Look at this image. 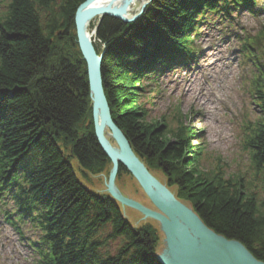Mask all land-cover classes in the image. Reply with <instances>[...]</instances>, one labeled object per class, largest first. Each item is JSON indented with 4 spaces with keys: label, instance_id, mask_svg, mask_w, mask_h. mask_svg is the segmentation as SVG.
<instances>
[{
    "label": "trees",
    "instance_id": "trees-1",
    "mask_svg": "<svg viewBox=\"0 0 264 264\" xmlns=\"http://www.w3.org/2000/svg\"><path fill=\"white\" fill-rule=\"evenodd\" d=\"M86 0H0V213L21 236L30 225L36 264H162L159 230L134 228L121 204L101 197L76 176L112 170L93 120L88 68L75 26ZM257 0H151L125 22L104 15L89 26L102 55L104 91L112 117L148 170H160L179 200L187 201L219 235L242 243L264 262V199L236 174L205 170L196 131L148 120L151 83L199 57L205 27L235 12H258ZM264 32L247 37L243 61L257 70L253 102L261 114L244 140L250 167L264 182ZM131 175L120 163L116 182ZM133 177V176H132ZM134 178V177H133ZM118 242L112 253L111 245Z\"/></svg>",
    "mask_w": 264,
    "mask_h": 264
},
{
    "label": "rangeland",
    "instance_id": "rangeland-1",
    "mask_svg": "<svg viewBox=\"0 0 264 264\" xmlns=\"http://www.w3.org/2000/svg\"><path fill=\"white\" fill-rule=\"evenodd\" d=\"M255 14L235 12L233 18L205 27L198 42L199 57L184 67L165 73L157 83H150L145 98L148 120L161 121L174 129L182 122L196 131L193 143L204 150L202 166L205 170L221 167L227 177L239 174L249 189L260 200L264 199L263 176L256 175L250 167L244 140L250 124L261 114V108L253 102L252 88L257 70L252 62L243 61L241 46L247 37L264 32V0H257ZM137 12L133 11V15ZM95 18L92 23H96ZM88 31L92 34V28ZM94 40V39H93ZM261 46H264L262 37ZM104 135L113 146L117 144L107 129ZM78 177L91 191L105 198L106 173L85 175L76 159H69ZM153 177L176 197L178 189L169 187L167 176L160 170H151ZM116 188L125 196L135 199L152 209L155 207L137 181L124 175L116 182ZM177 198V197H176ZM178 199V198H177ZM179 200V199H178ZM181 203L191 208L184 200ZM124 217L134 227L151 224L159 230L158 255L167 250V236L161 224L135 208L121 205ZM39 232L27 225L21 236L0 213V264H36V255L30 240H37ZM118 242L111 245L115 252Z\"/></svg>",
    "mask_w": 264,
    "mask_h": 264
},
{
    "label": "water",
    "instance_id": "water-1",
    "mask_svg": "<svg viewBox=\"0 0 264 264\" xmlns=\"http://www.w3.org/2000/svg\"><path fill=\"white\" fill-rule=\"evenodd\" d=\"M94 1L86 0L79 5L75 15V26L79 48L88 68L96 137L112 162V170L107 179L110 196L121 205L138 209L145 217L161 224L167 236L168 246L165 253L158 255L162 264H264L239 241L229 240L209 228L193 209L181 203L162 186L136 155L128 138L115 123L104 91L102 55L97 54L89 37L91 35L86 31L88 22L85 14L98 16L99 21L104 15H112L125 22H133L140 17L146 6L144 2L136 14L124 16L113 8L89 9ZM98 118L122 153L120 159L113 156L108 149L107 142L97 126ZM120 163L127 167L154 209L123 195L116 188Z\"/></svg>",
    "mask_w": 264,
    "mask_h": 264
},
{
    "label": "bare ground",
    "instance_id": "bare-ground-1",
    "mask_svg": "<svg viewBox=\"0 0 264 264\" xmlns=\"http://www.w3.org/2000/svg\"><path fill=\"white\" fill-rule=\"evenodd\" d=\"M143 3H144V0H95L90 5L89 9H93L96 7L113 8L116 10V12L124 16H132L133 11L138 12V10H140ZM95 18L99 19L98 16H94L91 14H85V19L88 22V25L86 28L88 35L90 34V32L88 31L89 25L93 22ZM89 37L91 38V42L93 44L94 35H91ZM97 126L103 138L106 140L107 147L110 150L111 154L115 156L116 158L120 159L122 157V153L120 152L118 147L113 146L111 143H109V141H107L104 135V127L102 126V122L99 118L97 120Z\"/></svg>",
    "mask_w": 264,
    "mask_h": 264
},
{
    "label": "clouds",
    "instance_id": "clouds-1",
    "mask_svg": "<svg viewBox=\"0 0 264 264\" xmlns=\"http://www.w3.org/2000/svg\"><path fill=\"white\" fill-rule=\"evenodd\" d=\"M144 2H145V6H147V4L151 2V0H144Z\"/></svg>",
    "mask_w": 264,
    "mask_h": 264
}]
</instances>
